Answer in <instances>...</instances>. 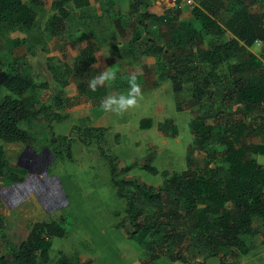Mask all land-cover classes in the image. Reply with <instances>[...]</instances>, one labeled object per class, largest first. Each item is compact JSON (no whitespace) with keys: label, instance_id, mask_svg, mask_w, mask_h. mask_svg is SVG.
I'll list each match as a JSON object with an SVG mask.
<instances>
[{"label":"trees","instance_id":"1","mask_svg":"<svg viewBox=\"0 0 264 264\" xmlns=\"http://www.w3.org/2000/svg\"><path fill=\"white\" fill-rule=\"evenodd\" d=\"M115 1L100 0L97 14L92 10L90 0H52V13L41 24L46 12L44 0H0V36L18 31L24 37L6 38L12 48L24 45L31 53L41 45L45 51V35L66 40L72 33L75 20L94 34L101 33L108 30L100 26L104 20L111 19L112 13L127 17L138 28L150 33L143 53L153 56L159 69L164 68L160 63L162 57L169 59L165 76L170 79L173 91L179 92L185 85L189 87L190 98L176 107L181 109L185 105L191 113L190 129L199 149L205 150L216 142L223 146L220 153L222 164L199 168L196 172H173L156 191L134 180L118 178L115 166L111 165L112 185L116 195L124 201V212L135 227L132 231H125L129 237H134L138 232L144 233L152 228L158 235L156 246H167L166 251L171 252L172 259L176 257L172 254L173 246L184 243L188 238L185 246L189 247L190 243L199 246L209 257L221 254L220 263L226 264V257L248 253L249 243L245 237L250 232L264 235V167L255 158V155L264 156V143L256 144L246 139L251 133L258 135L264 132V115L259 116V123L251 128L242 120L231 118L232 115L222 108L213 107V104L208 106L206 100L214 101L220 96V101L235 103L236 113L244 115L264 105V71H258L254 56L247 50L263 33L262 15L250 12L247 1L261 8L264 0H196L193 19L177 22L178 31L170 38L171 42L164 44L159 43V29L147 26L148 21H160L158 15L148 10L151 0H130L125 12L116 8ZM70 3L76 13L69 9ZM85 33L81 37L87 42L78 49L71 64L47 57V68L58 87V94L40 98L39 91L46 89L48 83L37 82L30 72V65L21 59L14 58L8 64L3 79L0 77V87L9 91L0 97L2 185L21 182L26 174L24 169L7 161L3 144L19 142L35 146L38 150L37 139L27 130L37 123L43 122L51 130L52 135L45 145L55 158L61 157L64 145L70 151V137L55 134L53 124L68 117L64 109L70 101L63 94L70 78L75 81L80 94L91 96L87 74L96 59L98 45ZM134 34L138 37L137 32ZM197 38L201 45L191 48ZM172 44L176 46L174 50ZM177 49L184 53L183 62L176 56ZM121 52L127 57L130 48H123ZM240 58L243 64H232V60ZM245 69L256 73L254 79L241 74ZM212 115L227 117L226 123L215 130V124L206 121ZM22 121L25 129L19 127ZM104 129L85 126L78 135L84 142L95 137L99 150L104 154ZM148 161L149 158L145 162L143 160V167L152 170ZM133 186L136 189L131 192ZM139 195L142 201L161 210L167 219L166 224L161 220L136 221L142 214V209L137 206ZM199 204L203 206L199 207ZM254 219L259 220L255 230L252 229ZM62 222V217L35 222L24 240L11 243L9 253L0 254V264H48L51 239L63 237L66 233ZM4 226V218L0 214V232ZM56 264L93 263L90 260L83 262L73 255L61 257Z\"/></svg>","mask_w":264,"mask_h":264},{"label":"rangeland","instance_id":"2","mask_svg":"<svg viewBox=\"0 0 264 264\" xmlns=\"http://www.w3.org/2000/svg\"><path fill=\"white\" fill-rule=\"evenodd\" d=\"M51 1L44 0L46 12L41 24L52 13ZM99 2L100 0H90L91 8L97 14ZM129 2L130 0H116V8L125 12L128 10ZM247 3L250 12L259 13L263 17L261 25L263 33L247 50L254 56L258 71H264V6L259 8L252 2ZM196 7V0L191 2L151 0L148 10L158 15L160 21H148L147 26L159 29L160 44L171 42L170 38L178 31L177 22L192 20ZM69 9L77 12L71 3ZM100 27H107L108 30L94 34L93 31L77 24L75 20L71 27L72 33L66 40L58 36L45 35L47 50L43 51L41 45H37L31 53L26 51L24 45L12 48L6 41V38H22L23 33L11 31L0 36V77L3 79L8 64L13 62L14 58L25 61L30 65V72L37 82L48 83L46 89L39 91L40 98L46 99L59 92L47 68V57L51 56L54 60L60 59L71 64L78 49L87 42L81 37L83 32H87L85 34L90 35L98 45L96 59L87 74V87L89 88V80L105 68L113 66L118 70L117 80L111 87L98 88L91 92L90 97L87 93H79L73 78L69 79V84L64 89L63 96L70 101V105H65L64 109L68 117L54 123L53 132L70 137V151L68 152L64 145L61 148V157L55 158L47 166L49 176L59 180L64 203L44 214L39 212L37 205H35L37 209L29 210L31 217L41 214L37 221L63 218L62 226L66 233L63 237L55 236L51 239L48 264H56L61 257L73 255L78 256L83 262L90 260L93 264H221L219 257L221 254L209 257L199 246L192 243L189 247L185 246L189 242L188 238H185L184 243L173 246L172 254L176 257L172 259L171 252L166 251L167 246H156L158 235L152 228L144 233L138 232L134 237L127 235L125 230L132 231L135 227L124 212V201L116 195L112 185L111 165L115 166L118 178L134 180L135 183L150 186L156 191L162 186L163 180L173 172L180 173L183 170L196 172L199 168L222 164L220 153L223 146L216 142L209 144L205 150L197 147L190 129L191 113L184 107L185 105L181 109L176 107L178 103L183 105V102L190 98V89L185 85L181 91H173L170 79L165 76L169 59L163 56L160 63L164 68L159 69L155 64V58L143 53L144 43L151 36L150 33L138 28L137 24L130 22L127 17L122 18L116 13H112L111 19L104 20ZM192 45L191 48L199 47L201 40L195 39ZM171 46L172 50L176 47L173 44ZM123 48H130L127 57L121 52ZM175 52L183 62L182 49ZM231 62L243 64V59H234ZM133 71L138 75L143 93L138 106L122 116L103 112L100 109L101 100L109 94L126 93L128 91L126 78ZM241 74L252 79L256 76V73L249 69H245ZM7 93L9 91L6 88L0 87V97ZM206 102L208 106L213 104V107H220L229 112L232 115L229 117L242 120L251 128L259 123V116L264 115V105L244 115L241 112L236 113L235 103L234 105L231 101H220V96L214 101ZM226 118L212 115L206 121L208 124H215L217 130L226 123ZM85 126L92 129L105 128L103 130L105 143L102 144L104 154L99 150L95 137L87 142L79 138L78 131ZM19 127H25V122H20ZM31 132L37 139L39 147L45 146L52 135L51 130L43 122L33 125ZM246 139L256 144L264 143V132L258 135L251 133ZM6 151L5 157L14 166L18 150L8 148ZM148 158L152 170L143 167V160L145 162ZM255 158L264 167V156L255 155ZM1 187L0 182V211L4 213L5 218V226L0 232V254H7L11 243L25 239L26 231L20 226V218L11 215L12 208L17 204L2 199L4 192ZM135 189L133 186L131 192ZM137 206L142 209L137 222L161 220L166 224L167 219L161 210L154 208L145 200L142 201L140 195ZM198 206L201 207L203 204ZM258 222V219L253 220V230ZM245 239L249 243L248 253L228 256L225 258L226 264H264V235L252 231Z\"/></svg>","mask_w":264,"mask_h":264},{"label":"crops","instance_id":"3","mask_svg":"<svg viewBox=\"0 0 264 264\" xmlns=\"http://www.w3.org/2000/svg\"><path fill=\"white\" fill-rule=\"evenodd\" d=\"M31 129L27 128L29 132ZM7 144L12 145L8 146ZM3 148L5 153L8 148L18 150L15 166L26 171L23 181L2 185L1 189L4 192L2 199L17 204L12 208L11 215L20 218V226L25 229L27 237L30 228L41 215L31 217L29 210L36 208L35 205H37L39 212L44 214L55 210L64 203V194L59 180L49 176L47 171V166L55 159V156L46 145L36 150L34 146L24 143H4ZM6 159L8 161L7 157ZM0 214L4 218V213L2 214L0 211Z\"/></svg>","mask_w":264,"mask_h":264},{"label":"clouds","instance_id":"4","mask_svg":"<svg viewBox=\"0 0 264 264\" xmlns=\"http://www.w3.org/2000/svg\"><path fill=\"white\" fill-rule=\"evenodd\" d=\"M117 75L118 70L115 67H107L92 77L88 82V86L93 92L101 87H111L116 82ZM126 82L128 84V91L126 93L109 94L101 100L100 109L103 112L122 116L130 109L138 106L140 99L143 98V93L137 73L135 71L129 73Z\"/></svg>","mask_w":264,"mask_h":264},{"label":"built area","instance_id":"5","mask_svg":"<svg viewBox=\"0 0 264 264\" xmlns=\"http://www.w3.org/2000/svg\"><path fill=\"white\" fill-rule=\"evenodd\" d=\"M189 1V0H188Z\"/></svg>","mask_w":264,"mask_h":264}]
</instances>
